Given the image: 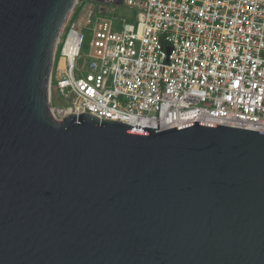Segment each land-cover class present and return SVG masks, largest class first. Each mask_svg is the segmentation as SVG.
<instances>
[{
	"label": "water",
	"instance_id": "obj_1",
	"mask_svg": "<svg viewBox=\"0 0 264 264\" xmlns=\"http://www.w3.org/2000/svg\"><path fill=\"white\" fill-rule=\"evenodd\" d=\"M80 1L0 0V264H264V132L55 111Z\"/></svg>",
	"mask_w": 264,
	"mask_h": 264
},
{
	"label": "built area",
	"instance_id": "obj_2",
	"mask_svg": "<svg viewBox=\"0 0 264 264\" xmlns=\"http://www.w3.org/2000/svg\"><path fill=\"white\" fill-rule=\"evenodd\" d=\"M91 1L97 11L81 25L80 1L54 57L59 115L264 132V0ZM121 5L134 16L117 28L109 15ZM82 29L90 61L78 67Z\"/></svg>",
	"mask_w": 264,
	"mask_h": 264
},
{
	"label": "rangeland",
	"instance_id": "obj_3",
	"mask_svg": "<svg viewBox=\"0 0 264 264\" xmlns=\"http://www.w3.org/2000/svg\"><path fill=\"white\" fill-rule=\"evenodd\" d=\"M98 5L96 2L91 1V0H82L81 6H80V10L77 12V14L75 15V17H78V22L82 25L84 22L85 17L83 16L84 13L91 11H97ZM82 12V13H80ZM134 16V13H132V11H130V9L124 5H121L119 7L116 8V11L111 12L109 17L114 18L113 22L114 25H116L117 28H120L121 25V19H127V20H131ZM75 19V20H77ZM59 48V47H58ZM84 48V47H83ZM88 51L81 49L80 50V55L77 59V66H86L88 64V62L90 61L89 56L87 55Z\"/></svg>",
	"mask_w": 264,
	"mask_h": 264
},
{
	"label": "bare ground",
	"instance_id": "obj_4",
	"mask_svg": "<svg viewBox=\"0 0 264 264\" xmlns=\"http://www.w3.org/2000/svg\"><path fill=\"white\" fill-rule=\"evenodd\" d=\"M143 123L148 125V122H147V121H146V122H145V121H143Z\"/></svg>",
	"mask_w": 264,
	"mask_h": 264
}]
</instances>
